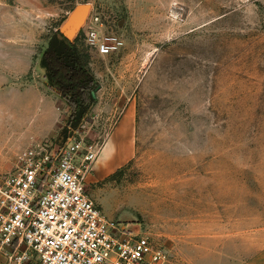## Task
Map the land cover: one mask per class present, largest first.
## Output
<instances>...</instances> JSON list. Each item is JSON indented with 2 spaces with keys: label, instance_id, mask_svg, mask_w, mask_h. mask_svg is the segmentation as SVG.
<instances>
[{
  "label": "rangeland",
  "instance_id": "obj_1",
  "mask_svg": "<svg viewBox=\"0 0 264 264\" xmlns=\"http://www.w3.org/2000/svg\"><path fill=\"white\" fill-rule=\"evenodd\" d=\"M26 2L0 0L1 53L12 10L34 23L40 49L53 33L68 39L59 27L85 2L84 22L97 14V28L122 45L112 54L90 52L81 27L68 39L86 54L96 86L77 124L59 95L47 114L25 113L14 83L0 82V172L32 144H102L123 109L133 120L131 157L110 174L93 168L85 181L108 218L147 234L166 264H222L210 257H221L229 239L264 234V0ZM20 7L36 17L25 19ZM38 87L55 92L48 81Z\"/></svg>",
  "mask_w": 264,
  "mask_h": 264
},
{
  "label": "built area",
  "instance_id": "obj_2",
  "mask_svg": "<svg viewBox=\"0 0 264 264\" xmlns=\"http://www.w3.org/2000/svg\"><path fill=\"white\" fill-rule=\"evenodd\" d=\"M99 23L96 14L78 37L90 52H117L121 38L97 28ZM116 121L109 122L102 144L72 138L56 146L32 144L13 169L0 172L5 264H166V253L147 234L108 218L85 189Z\"/></svg>",
  "mask_w": 264,
  "mask_h": 264
},
{
  "label": "crops",
  "instance_id": "obj_3",
  "mask_svg": "<svg viewBox=\"0 0 264 264\" xmlns=\"http://www.w3.org/2000/svg\"><path fill=\"white\" fill-rule=\"evenodd\" d=\"M30 3L32 0H27L26 4ZM17 10L24 13L25 19L37 15V11H28L27 8L20 7ZM11 13H13L11 25L6 31L10 40L2 53L0 49V82L14 83L15 86L10 89L13 98L19 104V109L25 113L47 114L52 108V95L57 94L52 92L48 95L45 89L38 87L47 82L45 67L39 61L43 45L37 49L38 32L34 23L15 19L16 11L12 10ZM20 81L26 82L22 88L16 85ZM18 100L21 102L19 103ZM132 139L133 120L130 114L123 112L105 141L94 170L102 175L110 174L126 163L132 155ZM223 247L225 253L221 257L219 253H212L211 260L222 261V264H264V234L259 237H245L238 241L229 239ZM0 264H5L3 257H0Z\"/></svg>",
  "mask_w": 264,
  "mask_h": 264
},
{
  "label": "trees",
  "instance_id": "obj_4",
  "mask_svg": "<svg viewBox=\"0 0 264 264\" xmlns=\"http://www.w3.org/2000/svg\"><path fill=\"white\" fill-rule=\"evenodd\" d=\"M48 86L69 106V123L77 124L94 101L95 79L86 63V54L74 41L53 33L39 55Z\"/></svg>",
  "mask_w": 264,
  "mask_h": 264
},
{
  "label": "water",
  "instance_id": "obj_5",
  "mask_svg": "<svg viewBox=\"0 0 264 264\" xmlns=\"http://www.w3.org/2000/svg\"><path fill=\"white\" fill-rule=\"evenodd\" d=\"M89 6L88 3H77L71 9L66 19L62 22L59 27L60 32L68 39L82 27L86 16L88 14ZM93 96L95 93L92 92Z\"/></svg>",
  "mask_w": 264,
  "mask_h": 264
}]
</instances>
